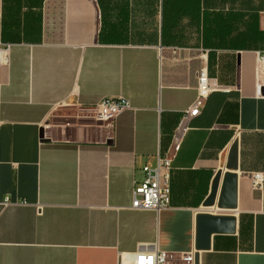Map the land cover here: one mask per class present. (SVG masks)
<instances>
[{
	"label": "crops",
	"instance_id": "1",
	"mask_svg": "<svg viewBox=\"0 0 264 264\" xmlns=\"http://www.w3.org/2000/svg\"><path fill=\"white\" fill-rule=\"evenodd\" d=\"M0 41L11 43L0 63V264L186 251L202 212L232 215L234 228L212 232L198 264H264V0H0ZM201 67L219 86L172 157L170 204L132 208ZM108 95L131 107L96 120L91 105ZM226 171L233 208L216 204Z\"/></svg>",
	"mask_w": 264,
	"mask_h": 264
},
{
	"label": "built area",
	"instance_id": "2",
	"mask_svg": "<svg viewBox=\"0 0 264 264\" xmlns=\"http://www.w3.org/2000/svg\"><path fill=\"white\" fill-rule=\"evenodd\" d=\"M9 42L0 41V63L7 61ZM257 60L264 64V50L258 51ZM219 85L214 77H210L205 67L197 74L196 96L182 110L180 118L173 130L168 151L158 157L156 164L145 163L142 166L143 176L132 188L130 206L137 209H160L170 204L171 160L178 149L182 138L190 127L192 118L197 115L209 93ZM131 107L130 101L123 95L103 96L91 105L93 117L100 121H112L122 110ZM263 171L255 170L251 175L253 187H261ZM8 198L1 200L7 203ZM195 247L186 251H170L165 249H136L129 259L121 258L117 264H195Z\"/></svg>",
	"mask_w": 264,
	"mask_h": 264
},
{
	"label": "water",
	"instance_id": "3",
	"mask_svg": "<svg viewBox=\"0 0 264 264\" xmlns=\"http://www.w3.org/2000/svg\"><path fill=\"white\" fill-rule=\"evenodd\" d=\"M237 165L236 142L231 145L229 150L227 166L235 168ZM217 178L214 179L211 193L204 201V204L214 202ZM218 207L233 208L236 204V173L226 171L220 188L219 197L216 201ZM234 228V217L232 215L209 214L206 212L198 213L196 217V238L195 248L201 250L209 246L210 234L216 231H231ZM195 264H198V252L195 254Z\"/></svg>",
	"mask_w": 264,
	"mask_h": 264
}]
</instances>
